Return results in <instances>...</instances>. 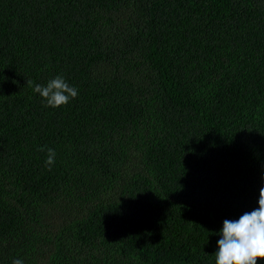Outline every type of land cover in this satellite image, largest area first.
Here are the masks:
<instances>
[{"label":"trees","instance_id":"16d2710c","mask_svg":"<svg viewBox=\"0 0 264 264\" xmlns=\"http://www.w3.org/2000/svg\"><path fill=\"white\" fill-rule=\"evenodd\" d=\"M262 174L264 0H0V264H215Z\"/></svg>","mask_w":264,"mask_h":264},{"label":"clouds","instance_id":"9594fccd","mask_svg":"<svg viewBox=\"0 0 264 264\" xmlns=\"http://www.w3.org/2000/svg\"><path fill=\"white\" fill-rule=\"evenodd\" d=\"M32 86V81H27ZM33 91L46 102L45 106L60 107L74 99L78 90L70 86L62 75L50 79L46 85L35 84ZM40 151L47 152L46 166L51 169L55 163L56 152L52 148L40 146ZM258 207L244 212L238 219H225L220 229V239L215 251V264H257V259H264V174L261 177ZM12 264H24L20 258Z\"/></svg>","mask_w":264,"mask_h":264}]
</instances>
